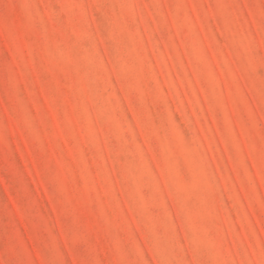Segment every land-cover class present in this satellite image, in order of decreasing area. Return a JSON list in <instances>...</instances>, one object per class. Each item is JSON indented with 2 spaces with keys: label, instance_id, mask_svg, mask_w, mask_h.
<instances>
[{
  "label": "rangeland",
  "instance_id": "1",
  "mask_svg": "<svg viewBox=\"0 0 264 264\" xmlns=\"http://www.w3.org/2000/svg\"><path fill=\"white\" fill-rule=\"evenodd\" d=\"M0 264H264V0H0Z\"/></svg>",
  "mask_w": 264,
  "mask_h": 264
}]
</instances>
